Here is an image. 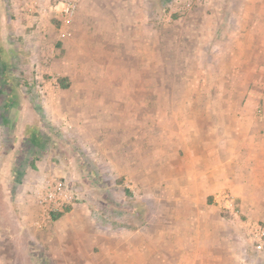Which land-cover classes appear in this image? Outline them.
Instances as JSON below:
<instances>
[{"label":"rangeland","instance_id":"374dc122","mask_svg":"<svg viewBox=\"0 0 264 264\" xmlns=\"http://www.w3.org/2000/svg\"><path fill=\"white\" fill-rule=\"evenodd\" d=\"M31 1L0 0V264L74 263L59 242L66 211L52 217L54 239L45 243L19 209L31 202L29 185L45 174L80 188L74 205L89 207L94 222L108 225L114 237L118 228L145 224L148 215L158 224L171 216L188 238L199 237L207 223L199 229L200 220L179 219L184 214L176 208H217L232 225L219 232L225 240L231 232L233 240L223 264H264V206L248 205L230 186L199 189L191 202L183 196L185 175L195 173L190 161L243 167L238 122L250 112L264 120V21L250 19L261 6L211 0L180 16L175 7L185 0H42L77 4L74 34L52 31L29 41L34 27L21 14ZM50 21L60 28L54 14ZM220 120L226 125L213 131ZM147 124L158 142L151 170ZM213 132L221 135L220 153ZM257 137L264 142V129ZM237 174L226 176L227 186ZM193 225L197 235L186 229ZM188 240L187 264H209L212 255L195 253L198 246Z\"/></svg>","mask_w":264,"mask_h":264},{"label":"crops","instance_id":"0c3cea01","mask_svg":"<svg viewBox=\"0 0 264 264\" xmlns=\"http://www.w3.org/2000/svg\"><path fill=\"white\" fill-rule=\"evenodd\" d=\"M246 1L253 2V5L259 4L262 9V11L258 13L257 9L254 8L256 12L250 14V19L264 21V0ZM36 4H38V7H36ZM48 11L49 5L43 3L42 0H34L25 4L23 13L21 12V19L29 22L27 24L28 27H34L32 34L29 36V41H32V39L36 40L37 36L39 37L40 35L46 37V35L52 31L60 33L59 22L58 25L53 24L50 21L53 14L50 16ZM247 13L248 9L246 15ZM54 16L57 17L55 14ZM72 34H74V31ZM34 36H36V38H34ZM38 59L42 60L41 57ZM46 60H51V55L47 56ZM217 113L220 112L217 111ZM226 123L227 121L225 120L218 121V124L214 123L213 131H216L215 129L217 128L221 129V125H226ZM147 126L148 136L143 132L142 137L144 148L146 142L145 138L146 136L148 137V142H146L148 145L147 158L151 170V162L153 165L157 163L158 142L154 125L150 126V124H147ZM238 126H243V130L241 131L243 133L236 132V141L239 137V141L236 142V145L245 149V165L240 168L238 165L231 163L230 160L221 162L220 159H217L216 162L208 165L205 164L203 167L199 162L201 161V157L197 158V161H190L189 164L192 166V169L194 167L195 173L193 171L185 175L187 190H185L186 193L183 194V196L188 198L187 201L189 200L191 202V199L198 196L199 189L207 190L209 188V190L212 189V192L215 193L216 190L221 191L220 189L230 186L234 194L247 197L245 203L248 205L254 204L257 206H264V142L259 141L257 137V133L264 129V120H257L253 116V112H250L246 114L242 121L238 122ZM219 132H213L217 134V136L214 134V140L218 139L214 141L213 148H218L220 153L221 135ZM237 133H239L238 136ZM165 135L163 136L164 141L170 138ZM185 138L186 143H188V137L186 136ZM243 138V142H240V139ZM207 167H209V169ZM209 171L211 175L208 173ZM234 172L238 173L236 175L237 177L232 181L227 179L229 182L227 186V183L224 182L226 181L225 178ZM3 181L4 179L0 180L1 183ZM241 182L244 183V186L240 185ZM239 187L244 193H239ZM247 190L249 192H247ZM5 192L3 196L4 200L2 201H5L7 209L10 212L13 205L10 202L11 198L9 192H7V190H5ZM250 197H252V199ZM88 208L89 207H85V205L82 206L78 204L70 206L68 211L65 212L66 215H64L63 219H60L58 223V225L62 226L63 230L61 238L59 236L60 246L63 244L61 247L63 249L64 258L69 262H74L71 264H187L189 259L188 239H192L191 243L193 246L199 247H194L195 253L199 252L204 255H212L213 258L208 257L210 261L209 264H211L212 260L217 261V264H223L228 255L226 251L231 248L229 246L233 241H231L230 237L231 232L227 235L226 240L225 238H221L220 233L223 234L221 230L222 227H228L230 229L232 225L229 224L226 226V222L220 215V210L213 207L203 210L198 205L189 204L176 208V213L179 215L184 214L180 215L179 219H182L183 216L186 218L187 214H193L194 217L192 219H194V223L196 222L195 219L200 220L201 225H199V229H204L205 223H207L206 229H208V231L200 232L199 237L197 235V226L193 225L191 228L190 226L186 228L188 231L192 233L194 231L196 233L197 237L194 238H188L187 232H183L180 225L175 226V224H172L170 220L171 216H164L163 222L158 224L155 223L153 215L145 216L147 222H145V224L142 223L143 225H140V227L133 226L132 229L118 228V230H121L116 233V236H110L109 226L95 223L92 212ZM137 208L139 211L145 210L147 213L150 212L151 214L156 212L153 210L154 208L152 206H138ZM19 209L22 215H25V224L29 221V227L41 232L38 234L43 239V242L46 243L49 239H54L49 231L51 230L50 223L47 224L43 230H39L34 226L40 214V209L34 201L31 200L27 206L22 205ZM217 233L219 234L217 235ZM73 237L74 243L66 241L68 238ZM224 245H228V248L223 247ZM220 246L222 247L220 248ZM96 249H99V251ZM63 254L60 255L63 256ZM215 255L218 256L214 257Z\"/></svg>","mask_w":264,"mask_h":264},{"label":"built area","instance_id":"2783aa9c","mask_svg":"<svg viewBox=\"0 0 264 264\" xmlns=\"http://www.w3.org/2000/svg\"><path fill=\"white\" fill-rule=\"evenodd\" d=\"M211 0H185L175 7V13L186 16L197 6H203ZM38 7V4H36ZM78 6L73 1H66L60 4L49 6V13L55 14L59 21L62 35H71L70 28L76 16ZM38 10V9H37ZM81 190L70 184L66 179L58 178L55 175L45 174L35 179L29 185V196L39 207V216L35 227L45 228L55 214L64 213L67 208L73 206L81 197Z\"/></svg>","mask_w":264,"mask_h":264},{"label":"trees","instance_id":"16d2710c","mask_svg":"<svg viewBox=\"0 0 264 264\" xmlns=\"http://www.w3.org/2000/svg\"><path fill=\"white\" fill-rule=\"evenodd\" d=\"M67 85H68V84H66V83H65V84H62L63 87H67ZM68 209H69V208H67V210H68ZM67 210H66V212H67ZM57 215H58V214H57Z\"/></svg>","mask_w":264,"mask_h":264}]
</instances>
